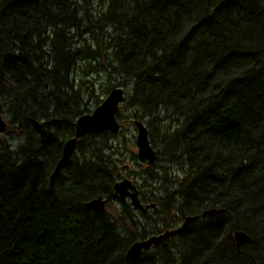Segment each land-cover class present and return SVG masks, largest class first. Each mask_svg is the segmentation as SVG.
I'll return each mask as SVG.
<instances>
[{"label": "trees", "instance_id": "16d2710c", "mask_svg": "<svg viewBox=\"0 0 264 264\" xmlns=\"http://www.w3.org/2000/svg\"><path fill=\"white\" fill-rule=\"evenodd\" d=\"M114 86L156 151L129 170L154 211L115 193V133L63 159ZM0 101V264H264V0H0ZM97 196L103 212L85 205Z\"/></svg>", "mask_w": 264, "mask_h": 264}, {"label": "water", "instance_id": "95a60500", "mask_svg": "<svg viewBox=\"0 0 264 264\" xmlns=\"http://www.w3.org/2000/svg\"><path fill=\"white\" fill-rule=\"evenodd\" d=\"M124 98L125 89L121 86H114L109 90L106 97L98 103L91 112L79 116L75 121L74 136L66 139L63 143V159L69 158L72 155L76 149L77 139L81 137L99 133L101 131L117 133L120 130L121 125L116 118V113L120 104L124 101ZM133 124L136 129L135 144L137 146V157L141 162H147L151 165L155 162L157 155L149 141L147 127L139 119H133ZM5 128L6 122L1 118L0 113V133H2ZM59 166L60 162L56 165V168L50 177L51 185L59 172ZM114 190L120 199L124 200L126 197H129L131 205L138 210L145 211L148 208H155L154 203H148L146 205L141 203L137 188L127 179L117 181L114 184ZM105 204L106 199L102 196H97L87 201L85 205L88 209L95 212H103L105 210ZM215 212H217L215 209H209L198 215L186 216L175 228L167 229L161 233L152 234L147 238L133 241L125 253V258L131 261L137 260L144 252L149 251L153 245L167 240L169 237H172L184 228L193 224L202 216L211 215ZM234 239L236 244L240 245L247 241L249 236L243 231H237L234 233Z\"/></svg>", "mask_w": 264, "mask_h": 264}, {"label": "rangeland", "instance_id": "374dc122", "mask_svg": "<svg viewBox=\"0 0 264 264\" xmlns=\"http://www.w3.org/2000/svg\"><path fill=\"white\" fill-rule=\"evenodd\" d=\"M114 82L109 79H100L98 82V88L95 87V90H97V95L99 96L101 93H104V90L106 86H110ZM110 90V89H109ZM100 91V92H99ZM109 92V91H108ZM108 92L105 95H101L100 98L103 100ZM93 101V99H92ZM129 113V114H128ZM116 117L118 122L121 125L120 130L115 133V139H113L112 143L116 145V155L114 158L116 160H119V168L122 170V175L120 177L121 180L127 179L131 181V183L138 184L139 177L136 175V177H132L129 174V170L132 169V167H138L139 169L143 167L149 166L147 162H141L137 157V146L135 144V137H136V129L133 124V116L130 111H127V108L121 106L119 107V110L117 111ZM119 143H124L122 147V151L119 149ZM134 157H137V160L139 162V165H135L136 163L132 162ZM159 165H168V161L164 160V158L161 157ZM152 165V164H151ZM138 169V170H139Z\"/></svg>", "mask_w": 264, "mask_h": 264}, {"label": "flooded vegetation", "instance_id": "af4514ba", "mask_svg": "<svg viewBox=\"0 0 264 264\" xmlns=\"http://www.w3.org/2000/svg\"><path fill=\"white\" fill-rule=\"evenodd\" d=\"M0 113H1V118L6 122V118H5V116H4V112H3V110H2V104H1V110H0ZM7 123V122H6ZM120 180V179H119ZM134 184V183H133ZM135 185V187L137 188V185L136 184H134ZM137 191H138V195H140L139 194V190H138V188H137ZM130 192V191H129ZM127 199V198H126ZM125 199V200H126ZM139 199H140V196H139ZM140 201H141V199H140ZM141 203L143 204V205H146L148 202H144V201H141ZM156 209V204H155V208H148V209H146L145 211H148V210H155ZM138 210V209H137ZM141 211V210H140Z\"/></svg>", "mask_w": 264, "mask_h": 264}, {"label": "bare ground", "instance_id": "6f19581e", "mask_svg": "<svg viewBox=\"0 0 264 264\" xmlns=\"http://www.w3.org/2000/svg\"><path fill=\"white\" fill-rule=\"evenodd\" d=\"M85 114V113H84ZM134 118V117H133Z\"/></svg>", "mask_w": 264, "mask_h": 264}]
</instances>
